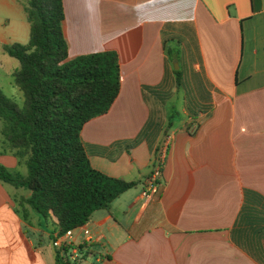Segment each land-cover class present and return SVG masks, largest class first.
<instances>
[{"label": "crops", "instance_id": "0c3cea01", "mask_svg": "<svg viewBox=\"0 0 264 264\" xmlns=\"http://www.w3.org/2000/svg\"><path fill=\"white\" fill-rule=\"evenodd\" d=\"M62 3L69 57L119 58L117 97L80 132L89 161L136 182L84 223L90 254L72 264H264V0ZM26 35L23 0H0V55ZM0 164L26 172L1 147ZM19 188L0 180V264H54L48 232L17 211ZM70 239L88 245L81 229Z\"/></svg>", "mask_w": 264, "mask_h": 264}, {"label": "trees", "instance_id": "16d2710c", "mask_svg": "<svg viewBox=\"0 0 264 264\" xmlns=\"http://www.w3.org/2000/svg\"><path fill=\"white\" fill-rule=\"evenodd\" d=\"M23 8L27 42L3 46L18 60L11 75L23 104L19 107L0 89V147L26 172L15 175L0 164V180L28 192L17 199V211L30 225L46 230L52 242L87 222L95 210L109 208L136 182L93 167L80 135L83 125L106 113L118 95L117 53L101 50L69 57L62 0H23ZM188 111L198 124L196 110ZM72 263L58 249L54 264Z\"/></svg>", "mask_w": 264, "mask_h": 264}, {"label": "built area", "instance_id": "2783aa9c", "mask_svg": "<svg viewBox=\"0 0 264 264\" xmlns=\"http://www.w3.org/2000/svg\"><path fill=\"white\" fill-rule=\"evenodd\" d=\"M164 151H160L156 156L153 158V164L152 169L149 173V175L146 177L143 188L141 190V196L144 200V202L152 199L159 187V180L161 175V169L164 162ZM75 229H81L83 234L85 235L84 242L87 243L88 240H90V231L88 228L84 226V224L76 227V228H69L64 233L57 235L52 240V245L59 249L61 251V254H68V257L71 261L77 262L82 259L83 255H87L89 244L86 245L82 249V251L79 250V246H75L74 243L71 241V235ZM88 246V247H87ZM64 247H68V251L65 253L63 250ZM90 254V253H89Z\"/></svg>", "mask_w": 264, "mask_h": 264}, {"label": "rangeland", "instance_id": "374dc122", "mask_svg": "<svg viewBox=\"0 0 264 264\" xmlns=\"http://www.w3.org/2000/svg\"><path fill=\"white\" fill-rule=\"evenodd\" d=\"M18 41L24 43L28 40L26 35L18 37ZM0 89L9 98L13 99L14 102L21 107L23 104V96L19 88L14 84L11 75V70L13 67L18 65V60L10 56L6 51H3L0 55ZM14 174V172H12ZM23 174V173H22ZM11 184V183H10ZM20 191V192H19ZM17 193H24L26 190L22 187L16 191ZM54 247V246H53ZM55 248V247H54Z\"/></svg>", "mask_w": 264, "mask_h": 264}]
</instances>
